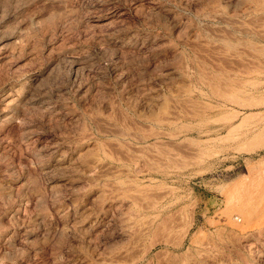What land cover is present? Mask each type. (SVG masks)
I'll list each match as a JSON object with an SVG mask.
<instances>
[{
    "label": "rangeland",
    "instance_id": "1",
    "mask_svg": "<svg viewBox=\"0 0 264 264\" xmlns=\"http://www.w3.org/2000/svg\"><path fill=\"white\" fill-rule=\"evenodd\" d=\"M262 3L0 0V264H264Z\"/></svg>",
    "mask_w": 264,
    "mask_h": 264
},
{
    "label": "bare ground",
    "instance_id": "2",
    "mask_svg": "<svg viewBox=\"0 0 264 264\" xmlns=\"http://www.w3.org/2000/svg\"><path fill=\"white\" fill-rule=\"evenodd\" d=\"M258 1H259V0H257V2H258ZM262 4H263V3H262ZM263 5H264V4H263ZM246 10H247V9H246ZM248 10H249V9H248ZM257 10H258V9H257ZM211 11H212V10H211ZM253 11H254V10H253ZM260 11H261V10H260ZM243 12H244V11H243ZM244 14H245V13H244ZM255 14H256V13H255ZM242 15H243V14H242ZM262 15H263V14H262ZM212 16H213V15H212ZM252 18H253V17H252ZM210 19H211V18H210ZM212 19H214V18H212ZM249 19H250V18H249ZM247 20H248V17H247ZM250 20H251V19H250ZM259 20L261 21V19H259ZM252 21H253V20H252ZM260 21H259V22H260ZM245 22H247V21H245ZM236 23H237V22H236ZM250 23H251V22H250ZM255 23H256V22H255ZM247 25H248V24H247ZM249 25H252V23L249 24ZM253 25H254V24H253ZM256 25H258V24H256ZM263 25H264V24H263ZM239 26H240V25H239ZM244 30H245V29H244ZM246 30H247V29H246ZM249 32H250V31H249ZM253 32H255V31H253ZM255 33H256V32H255ZM259 33H260V32H259ZM261 33H263V32H261ZM259 35H261V34H259ZM257 36H258V35H257ZM259 37H260V36H259ZM261 37H262V36H261ZM261 37H260V38H261ZM231 48H232V47H231ZM206 82H207V81H206ZM207 84H209V83L207 82ZM209 85H210V84H209ZM210 86H211V85H210ZM217 87H219V86H217ZM209 88H210V87H209ZM221 88H223V87H221ZM223 90H224V89H223ZM224 91H225V90H224ZM214 93H218V92H214ZM224 93H225V92H224ZM217 96H218V95H217ZM225 97H226V95H225ZM227 100H228V99H227ZM228 101H229V100H228ZM169 114H170V113H169ZM163 119H165V117H164ZM240 119H241V118H240ZM161 120H162V119H161ZM174 120H175V119H174ZM176 120H177V119H176ZM169 122H170V121H169ZM161 123H162V122H161ZM170 123H171V122H170ZM170 123H169V124H170ZM172 123H173V122H172ZM165 124H166V123H165ZM237 124H238V123H237ZM109 125H110V124H109ZM109 125H108V126H109ZM235 126H236V125H235ZM111 127H112V126H111ZM113 127H114V125H113ZM236 127H237V126H236ZM231 128H232V127H231ZM116 130H117V129H116ZM112 132H113V131H112ZM112 132H111V133H112ZM117 132H118V131H117ZM153 132L155 133V131H153ZM153 132H152V135H153ZM114 133L116 134L115 131H114ZM162 133H163V132H162ZM166 135H167V134H166ZM174 135H175V134H174ZM150 136H151V135H150ZM164 136H165V135H164ZM169 138H170V137H169ZM172 145H173V144H171V146H172ZM175 146H177V145H175ZM175 146H174V147H175ZM149 147H151V146H149ZM131 148H132V147H131ZM136 148H137V147H136ZM136 148H135V149H136ZM174 149H175V148H174ZM137 151H138V150H137ZM149 151H150V150H149ZM151 151H152V150H151ZM174 151H176V150H174ZM133 152H134V151H133ZM135 152H136V151H135ZM153 152H154V151H153ZM139 153H140V151H139ZM139 153H138V154H139ZM171 153H172V152H171ZM171 153H169V154L171 155ZM143 154H144V153H143ZM123 156H124V155H123ZM133 156H134V155H133ZM171 156H172V155H171ZM128 157H129V156H128ZM130 157H131V159H132V156H130ZM150 159H151V158H150ZM172 159H173V158H172ZM156 162H157V161H156ZM131 163H132V162H131ZM133 164H134V163H133ZM99 165H100V164H99ZM101 168H102V167H101ZM109 169H110V168H109ZM112 169H113V168H112ZM147 169H148V168H147ZM151 169H152V168H151ZM104 170H105V169H104ZM110 170H111V169H110ZM136 170H137V169H136ZM136 170H135V171H136ZM105 171H106V170H105ZM107 171H108V170H107ZM116 173H117V172H116ZM140 173H141V172H140ZM107 174H108V173H107ZM112 174H113V173H112ZM131 178H132V177H131ZM135 180H136V179H135ZM125 182L127 183L128 181H125ZM118 188H119V187H118ZM145 188H146V187H145ZM124 189H125V188H124ZM127 189H128V187H127ZM141 189H142V188H141ZM102 191H103V190H102ZM105 191H106V190H105ZM105 191H104V192H105ZM135 191H136V190H135ZM138 191L140 192V190H138ZM141 191H142V190H141ZM152 191H153V190H152ZM107 192H108V191H106L105 193H107ZM132 192H133V191H132ZM144 192H145V191H144ZM146 193H148V191H147ZM165 193H166V192H165ZM165 193H164V194H165ZM168 193H170V192H168ZM155 194H156V193H155ZM158 194H160V193H158ZM161 194H162V193H161ZM144 195H145V194H144ZM149 195H150V194H149ZM156 195H157V194H156ZM166 195H167V194H166ZM127 196H129V194H128ZM133 196H134V195H133ZM137 196H140V195H136V196H134V197H137ZM161 196H162V195H161ZM129 197H130V196H129ZM143 197H144V196H142V197L140 198V200H141ZM149 197H150V196H149ZM153 197H154V196H153ZM155 197H158V196H155ZM126 198H128V197H126ZM131 198H132V197H131ZM147 198H148V196H147ZM150 198H151V197H150ZM158 198H159V197H158ZM129 199H130V198H129ZM134 199H137V198H134ZM134 199L132 198V201H133ZM138 199H139V198H138ZM160 199H161V198H160ZM151 200H152V199H151ZM133 202H134V201H133ZM138 202H139V201H138ZM140 202H141V201H140ZM142 202H144V201H142ZM147 202H148V201H147ZM154 202H155V201H154ZM150 203H151V202H150ZM150 203H149V204H150ZM139 204H140V203H139ZM149 204H148V205H149ZM155 204H156V203H155ZM137 205H138V204H137ZM141 205H142V204H141ZM151 205H152V203H151ZM151 205H150V206H151ZM143 206L145 207L146 205H143ZM151 207H152V206H151ZM135 214H136V213H135ZM164 220H165V219H164ZM162 221H163V220H162ZM131 222H132V221H131ZM190 223H191V222H190ZM163 224H164V223H163ZM146 225L151 226V224L149 225L148 222H147ZM146 225L144 224L143 226L145 227ZM143 226H142V227H143ZM164 226H165V225H164ZM136 227H137V225H136ZM161 227H162V226H161ZM132 228H133V227H132ZM139 228H140V227H139ZM139 228H138V229H139ZM145 228H146V227H145ZM138 229H137V231H138ZM154 229H155V228H154ZM134 230H135V229H134ZM141 230H142V229H141ZM141 230L139 231V233L141 232ZM145 230H146V232H145ZM151 230H152V229H151ZM160 230H161V228H160ZM135 231H136V230H135ZM153 231H154V230H153ZM153 231H151V235L153 234V233H152ZM164 231H165V230H164ZM144 232H145V234H146V233L149 234V232H150V231H149V227H147V229H144V230H143V234H142V233L139 234V233L137 232V233L139 234V235H138V239H140L141 241H142L143 237L145 236ZM133 233H134V232H133ZM135 233H136V232H135ZM156 233H158V232H156ZM159 233H160V232H159ZM159 233H158V234H159ZM162 233H163V230H162ZM131 234H132V233H131ZM133 235H135V234H133ZM155 235H156V234H155ZM161 235H162V234H161ZM135 236H137V235H135ZM158 236H159V235H158ZM158 236L156 235L155 237L158 238ZM162 236H163V235H162ZM162 236H161V240H163V239H162ZM128 237H129V236H128ZM141 237H142V239H141ZM152 237H153V235H152ZM163 238H164V237H163ZM135 239H136V238H135ZM135 239H133V240L135 241ZM138 239H137V240H138ZM152 239H153V238H152ZM168 239H169V238H168ZM140 240H139V241H140ZM159 240H160V238H159ZM159 240L156 239L155 242H154V239H153L151 243L148 242L149 245H148V244H147V245H148L149 247L146 246L147 248H146V250L144 251L145 253L143 252L144 255H143L142 257H140L142 261H143V259H144V258H145V257H146V256L152 251V249H154V248H156L157 246H160V245H161V246H162V245H163V246L165 245V243H166L165 240H164V241H159ZM166 240H167V239H166ZM141 241H140V242H141ZM169 241H170V240H169ZM171 241H172V240H171ZM132 242H133V241H132ZM143 242H144V241H143ZM143 242H142V243H143ZM133 243H134V242H133ZM169 243H170V242H169ZM169 243H168V244H169ZM137 246H139V243H138ZM140 246H141V245H140ZM165 246H166V245H165ZM172 246H173V245H172ZM136 248H138V247H136ZM164 249H165V248H164ZM143 250H144V249H143ZM166 254H167V253H166ZM184 254H185V253H184ZM173 255L176 256V254H173ZM173 255H172V256H173ZM186 255H187V254H186ZM162 256H163V255H162ZM164 256H165V255H164ZM179 256H180V255H179ZM189 256H190V255H189ZM182 258H183V257H182ZM138 259H139V258H138ZM141 260H140V261H141ZM172 260H173V259H172ZM183 260H184V259H183ZM165 261H166V259H165ZM193 261H194V260H193ZM166 262H167V261H166ZM183 262H184V261H183ZM131 263L138 264V260H136L135 262H131ZM131 263H130V264H131ZM165 264H166V263H165ZM171 264H172V263H171ZM173 264H174V263H173ZM181 264H182V263H181Z\"/></svg>",
    "mask_w": 264,
    "mask_h": 264
}]
</instances>
